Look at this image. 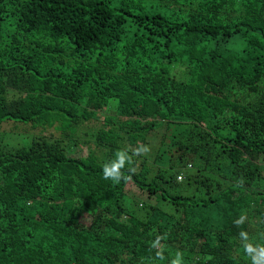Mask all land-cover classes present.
<instances>
[{
	"label": "trees",
	"instance_id": "16d2710c",
	"mask_svg": "<svg viewBox=\"0 0 264 264\" xmlns=\"http://www.w3.org/2000/svg\"><path fill=\"white\" fill-rule=\"evenodd\" d=\"M174 261L264 264V0H0V264Z\"/></svg>",
	"mask_w": 264,
	"mask_h": 264
},
{
	"label": "clouds",
	"instance_id": "9594fccd",
	"mask_svg": "<svg viewBox=\"0 0 264 264\" xmlns=\"http://www.w3.org/2000/svg\"><path fill=\"white\" fill-rule=\"evenodd\" d=\"M122 160H123V154L120 155V160H118L112 164L111 168H109L107 165H105L104 166V175L106 177L118 178V173H117L116 169L119 168ZM181 174H183V173H181ZM173 264H178V261H174Z\"/></svg>",
	"mask_w": 264,
	"mask_h": 264
},
{
	"label": "built area",
	"instance_id": "2783aa9c",
	"mask_svg": "<svg viewBox=\"0 0 264 264\" xmlns=\"http://www.w3.org/2000/svg\"><path fill=\"white\" fill-rule=\"evenodd\" d=\"M178 179L179 180L183 179V174H179Z\"/></svg>",
	"mask_w": 264,
	"mask_h": 264
},
{
	"label": "rangeland",
	"instance_id": "374dc122",
	"mask_svg": "<svg viewBox=\"0 0 264 264\" xmlns=\"http://www.w3.org/2000/svg\"><path fill=\"white\" fill-rule=\"evenodd\" d=\"M79 152V151H78ZM78 152H77V154H78ZM74 156H75V154H74Z\"/></svg>",
	"mask_w": 264,
	"mask_h": 264
}]
</instances>
